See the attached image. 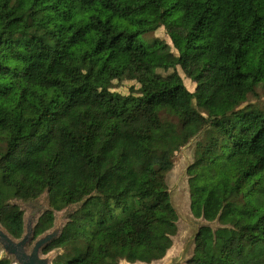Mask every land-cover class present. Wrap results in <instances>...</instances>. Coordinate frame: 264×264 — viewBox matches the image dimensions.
<instances>
[{"label": "trees", "instance_id": "trees-1", "mask_svg": "<svg viewBox=\"0 0 264 264\" xmlns=\"http://www.w3.org/2000/svg\"><path fill=\"white\" fill-rule=\"evenodd\" d=\"M259 92L264 0H0V224L20 237L16 203L47 195L36 237L87 198L52 264L158 261L172 153L195 139L190 210L222 228L188 264H264Z\"/></svg>", "mask_w": 264, "mask_h": 264}, {"label": "water", "instance_id": "water-1", "mask_svg": "<svg viewBox=\"0 0 264 264\" xmlns=\"http://www.w3.org/2000/svg\"><path fill=\"white\" fill-rule=\"evenodd\" d=\"M191 142L195 143V139L189 141V143ZM193 152L194 146L191 160L186 161L180 182H176L173 186L168 184L167 177L173 172L174 167L165 177L170 205L176 216L177 232L171 237L172 245L165 255L160 260L153 261L150 264H188L193 257L195 242L201 229L209 227L214 231L217 228H222L217 219L209 222L203 216L196 218L191 213L186 170L193 162ZM86 199L84 198L79 202L68 205L61 211L55 212L52 227L36 237H34V226L38 217L50 210L47 195H43L32 202H17L19 208L24 211L22 234L20 237L14 238L0 224V259L8 260L11 264H52L53 259L61 253V250L54 249L45 254L43 250L60 236L69 217L85 204ZM122 262L126 263L125 261ZM135 264L146 263L136 262Z\"/></svg>", "mask_w": 264, "mask_h": 264}, {"label": "rangeland", "instance_id": "rangeland-1", "mask_svg": "<svg viewBox=\"0 0 264 264\" xmlns=\"http://www.w3.org/2000/svg\"><path fill=\"white\" fill-rule=\"evenodd\" d=\"M186 88L191 91V85L187 80H184ZM123 87L120 88L121 93L124 95L127 94H134L136 93L138 86L134 83H130L125 81L122 83ZM259 99L263 102L264 101V94L259 92ZM194 142L189 143L187 146L179 148L172 153V160H173V172L167 177L168 184L173 186L176 182H180L182 180L185 163L186 161L191 160V154L193 150ZM121 264H126L122 262Z\"/></svg>", "mask_w": 264, "mask_h": 264}]
</instances>
